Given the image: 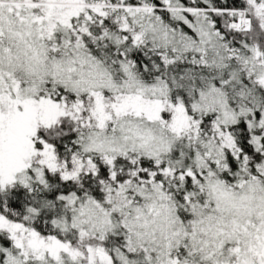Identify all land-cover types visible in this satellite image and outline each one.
<instances>
[{
  "label": "snow or ice",
  "instance_id": "6c2138e0",
  "mask_svg": "<svg viewBox=\"0 0 264 264\" xmlns=\"http://www.w3.org/2000/svg\"><path fill=\"white\" fill-rule=\"evenodd\" d=\"M0 264H264V0H0Z\"/></svg>",
  "mask_w": 264,
  "mask_h": 264
}]
</instances>
